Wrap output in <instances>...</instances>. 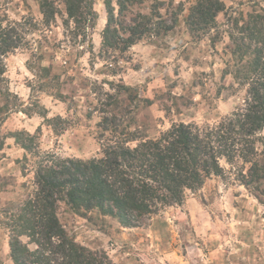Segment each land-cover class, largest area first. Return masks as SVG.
I'll return each mask as SVG.
<instances>
[{
	"label": "rangeland",
	"instance_id": "rangeland-1",
	"mask_svg": "<svg viewBox=\"0 0 264 264\" xmlns=\"http://www.w3.org/2000/svg\"><path fill=\"white\" fill-rule=\"evenodd\" d=\"M196 1L163 0L160 13L169 22L176 18L175 27L108 58L100 51L104 0H95L97 20L84 40L69 33L61 15L46 26L38 0H0L10 20L36 24L6 56L0 84V219L27 198L37 163L10 137L13 132L38 134L35 148L42 154L87 159L100 157L113 135L100 136L104 116L117 117L126 133L153 138L176 122L214 124L244 108L246 86L225 73L233 58L229 30L236 17L264 8V0H223L217 26L201 36L186 24ZM152 4L144 0L132 9L147 13ZM41 111L53 121H45ZM55 116L66 120L60 134L54 132L60 121ZM220 163L224 174L211 175L201 189L187 190L183 205L164 207L137 227H123L96 210L82 216L63 203L59 217L72 237L104 249L114 264H264V201L241 183V158ZM260 185L264 197V179ZM9 251V232L0 224V264H14Z\"/></svg>",
	"mask_w": 264,
	"mask_h": 264
},
{
	"label": "trees",
	"instance_id": "trees-1",
	"mask_svg": "<svg viewBox=\"0 0 264 264\" xmlns=\"http://www.w3.org/2000/svg\"><path fill=\"white\" fill-rule=\"evenodd\" d=\"M143 1L104 0L107 20L101 33V56L125 52L146 37L175 27L176 18L169 22L160 13L163 0H153L147 13L133 11ZM94 2L38 0V6L46 26L61 15L69 33L75 39L82 35L84 40L97 20ZM225 9L223 0H197L186 17L188 29L198 36L210 33ZM232 21L233 58L225 73L233 74L247 93L244 108L217 123L176 122L159 136L145 138L124 132L117 117L104 116L99 122L100 136L108 131L113 135L103 142L100 157L87 159L42 154L35 148L36 133L21 130L10 135L37 159L27 198L18 210L0 219L9 232V255L14 264H114L104 249L93 250L68 233L58 213L62 203L82 216L96 210L123 227H137L164 207L183 205L187 190L201 189L211 175L224 174L222 158L229 163L242 159L241 183L264 201L258 193L263 191L260 182L264 179V8ZM31 25L36 24L10 20L0 7V84L5 80L6 56L25 43ZM39 113L49 123L54 119L47 112ZM55 118L60 121L53 126L54 132L60 134L66 120ZM132 141H136L133 146ZM257 143L262 145L260 151ZM22 167L25 175L28 170Z\"/></svg>",
	"mask_w": 264,
	"mask_h": 264
},
{
	"label": "crops",
	"instance_id": "crops-1",
	"mask_svg": "<svg viewBox=\"0 0 264 264\" xmlns=\"http://www.w3.org/2000/svg\"><path fill=\"white\" fill-rule=\"evenodd\" d=\"M165 257H167V256H165ZM166 260H167V259H166ZM163 262H164V263H166V261H165V260H163Z\"/></svg>",
	"mask_w": 264,
	"mask_h": 264
}]
</instances>
